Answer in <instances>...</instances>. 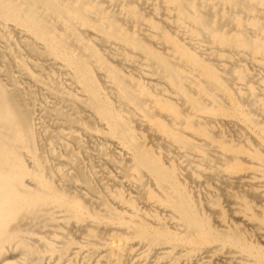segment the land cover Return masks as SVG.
Returning <instances> with one entry per match:
<instances>
[{"label": "bare ground", "instance_id": "1", "mask_svg": "<svg viewBox=\"0 0 264 264\" xmlns=\"http://www.w3.org/2000/svg\"><path fill=\"white\" fill-rule=\"evenodd\" d=\"M0 264H264V0H0Z\"/></svg>", "mask_w": 264, "mask_h": 264}]
</instances>
